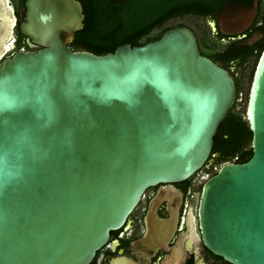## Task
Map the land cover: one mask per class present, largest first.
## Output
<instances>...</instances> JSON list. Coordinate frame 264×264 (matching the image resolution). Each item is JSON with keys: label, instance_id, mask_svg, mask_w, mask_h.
Here are the masks:
<instances>
[{"label": "water", "instance_id": "obj_1", "mask_svg": "<svg viewBox=\"0 0 264 264\" xmlns=\"http://www.w3.org/2000/svg\"><path fill=\"white\" fill-rule=\"evenodd\" d=\"M18 31L37 50L3 57L15 16L0 0V264H87L145 188L206 160L235 100L231 75L185 25L96 55L70 50L78 0H23ZM249 158L203 180V245L264 264V46L247 90Z\"/></svg>", "mask_w": 264, "mask_h": 264}, {"label": "trees", "instance_id": "obj_2", "mask_svg": "<svg viewBox=\"0 0 264 264\" xmlns=\"http://www.w3.org/2000/svg\"><path fill=\"white\" fill-rule=\"evenodd\" d=\"M83 14L82 27L75 31L70 50H85L100 55L112 52L115 47L128 43L141 45L154 40L167 28L178 25L172 23L185 15L196 17H213L220 5L231 0H78ZM250 4L253 0H240ZM257 13L247 34L258 30L262 37L251 44L232 39L221 48L203 50L201 53L217 65L234 71L235 100L226 112L224 119L217 126L212 137L210 152L196 171L204 173L206 178L215 173L223 163H240L246 161L250 154V131L244 114L240 116L233 111L243 75L244 67L253 59L254 67L264 46V29L262 12L264 0H255ZM258 23V24H257ZM257 24V25H256ZM182 25V24H181ZM189 28V27H188ZM190 29V28H189ZM212 46L225 37L215 32ZM251 73V77H252ZM250 77V80H251ZM249 80V83H250ZM249 87V85H248Z\"/></svg>", "mask_w": 264, "mask_h": 264}, {"label": "flooded vegetation", "instance_id": "obj_3", "mask_svg": "<svg viewBox=\"0 0 264 264\" xmlns=\"http://www.w3.org/2000/svg\"><path fill=\"white\" fill-rule=\"evenodd\" d=\"M8 1L15 16V26L11 46L2 58L9 57L17 51L40 48L30 43L18 31V23L23 18V0ZM234 1L223 2L214 19L225 38L245 43L252 34L246 32L255 18V12L250 23L243 26L242 23L247 16L241 15L237 10L230 12L222 10L223 6L233 4ZM237 3L245 8L255 3V0L250 4L240 0ZM219 16L220 24L223 18L227 30L219 27L217 22ZM193 33L195 35L194 31ZM195 38L200 50L196 35ZM225 70L233 79L234 71L231 68ZM197 174L199 172H194L181 181L157 183L145 188L122 225L109 231L107 241L95 251L87 264H230L211 253L201 241L195 210L200 186L206 177L198 185L194 182Z\"/></svg>", "mask_w": 264, "mask_h": 264}, {"label": "rangeland", "instance_id": "obj_4", "mask_svg": "<svg viewBox=\"0 0 264 264\" xmlns=\"http://www.w3.org/2000/svg\"><path fill=\"white\" fill-rule=\"evenodd\" d=\"M238 0H235L233 4H226L225 6L222 7L223 12H230L232 10H237L239 11L238 13H240L241 15H244L246 17V20H244V22L242 23L243 26H247L248 23H250L252 16L255 12V15L257 13V5L256 2L248 5V7L242 8L240 6L239 3H237ZM215 16V15H214ZM211 17V18H203V17H196V16H192V15H185V16H181L179 18H176L172 21V23L175 24H182L185 25L187 27H189L190 29H192L195 32V35L197 37L199 46L201 49L203 50H212L211 47L213 49H218L221 48L222 46L225 45V43L227 41H230V39L224 38L222 39V41H217L216 42V47L211 44L214 43V41H216L217 39L215 38V32L220 33V30L216 24L215 21V17ZM244 17V18H245ZM220 16L217 19V22L219 24V27H221V29L223 30H227V25L224 21V19L222 18L221 21L222 23L220 24ZM261 24H262V28L264 29V12H262V20H261ZM258 24V23H257ZM256 24V25H257ZM222 34V33H220ZM262 37V34L256 30L253 31L251 36L248 37L245 40L246 44H251L252 42L258 41L260 38ZM254 66V60L251 59L246 66L244 67V71H243V75L242 78L240 80L239 83V89H238V94H237V98H236V104L233 107V111L237 114H239L240 116H242L244 114V108H245V103H246V96H247V90H248V85H249V80L251 77V73H252V69ZM206 177V175L203 173H199L195 176V184H200V182Z\"/></svg>", "mask_w": 264, "mask_h": 264}]
</instances>
